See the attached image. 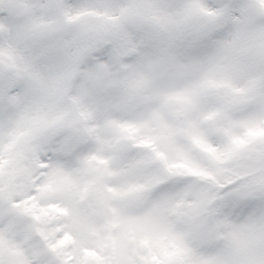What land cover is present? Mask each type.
<instances>
[{
    "label": "snow or ice",
    "instance_id": "snow-or-ice-1",
    "mask_svg": "<svg viewBox=\"0 0 264 264\" xmlns=\"http://www.w3.org/2000/svg\"><path fill=\"white\" fill-rule=\"evenodd\" d=\"M0 264H264V0H0Z\"/></svg>",
    "mask_w": 264,
    "mask_h": 264
}]
</instances>
